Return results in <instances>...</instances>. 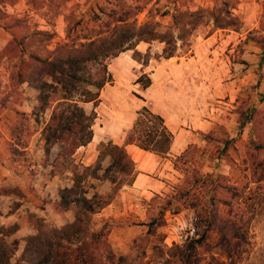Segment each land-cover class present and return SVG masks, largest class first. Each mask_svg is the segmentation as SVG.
<instances>
[{
  "label": "rangeland",
  "instance_id": "obj_1",
  "mask_svg": "<svg viewBox=\"0 0 264 264\" xmlns=\"http://www.w3.org/2000/svg\"><path fill=\"white\" fill-rule=\"evenodd\" d=\"M127 6L132 7V11L134 7H143L130 21L134 20L138 25L157 21L161 23L160 31H165L172 21L171 15L160 16L159 9L163 8L170 9L171 13L175 8L191 11L221 8L223 17L231 15L238 18L237 26L218 28L213 33L210 32L213 22L208 19L191 37L188 52L176 56L172 62L155 57L162 53L164 47V43L158 40L137 46L138 52H130L131 57L141 64L139 68L134 66L136 76L130 71L126 75L119 72L120 67L111 68L116 57L108 59V70L113 81L105 85L108 89L105 91L121 95L125 89L132 87L129 94L136 96L134 89L142 90L140 86L137 88L133 85L142 75L140 69L150 74L152 81L155 79L159 84L177 86L178 90H185V94L193 95L190 108L199 107L200 118L214 122L212 128L205 132L213 133L209 138L202 136L197 154L202 171L213 175L223 174L232 183L248 185L239 201L240 209L235 208L228 215L229 207H220L223 223L211 227L208 245L200 250L203 259L199 264H264V184L249 182V171L245 169L248 163L244 160L252 146L247 143L251 123L240 125L244 116L249 117L256 110H264V0H17L14 5L0 0V40H7L6 44L0 46V226L13 229L14 232L6 238L9 243L18 241L12 260L21 255L25 239L37 233L39 223L45 228H60L72 222L76 212L62 210L59 206L61 190L73 184L72 172L64 170V165L58 159L62 143H54L47 148L42 135L55 104L46 110L40 109V90L28 81L20 82L19 75L27 77L31 71V67L25 64L28 54H21L18 42L10 45L7 52L4 50L11 37L18 35L17 30L16 34L7 26L14 23L15 18H23L39 29L54 33L51 40L45 41V48L50 51L58 45L78 46L79 43L106 35L109 28L115 25V18L121 12H126ZM60 22L62 28L56 30L54 26ZM122 55L124 52L119 54ZM123 57L125 70L131 58ZM146 61L148 64H145ZM37 72L39 75L36 79L40 81L43 71L37 68L34 73ZM118 100L124 102V96ZM82 105L88 113L93 109L91 103ZM144 121L147 125L153 124L148 118ZM68 138L72 141L74 136L68 135ZM215 138L235 139L226 150L228 159L225 155L219 161L212 159V156L224 150V144L213 140ZM97 139L98 136H95L94 141ZM79 149L73 155L76 162L84 159ZM110 162L108 156L103 161V168ZM167 179L170 186L163 197L174 194L185 176L180 172L175 174V178ZM104 184V181L90 180L87 184L90 195L95 189L103 194L109 193L111 189L106 190L108 186ZM202 185L197 194L174 200L164 208L154 235L148 237L146 254L149 264H164L171 247L184 246L185 242L180 236L192 215L199 217L200 231L201 220L209 215L210 210L209 201H205L212 193L208 178ZM117 194L113 195V199ZM149 202H144L147 209ZM161 205L158 203L157 208L160 209ZM104 208L92 215L91 227L108 235L111 248L117 255L135 256L138 250L134 249L133 244L140 235L138 230L129 234L123 232L117 235L118 238L110 237V232L116 223L124 227L141 221L133 217L111 220L103 214ZM174 213H184V217L179 221L175 218L177 215H172ZM228 221L232 222L229 224ZM141 227L143 233L148 229L143 224ZM234 227L244 231L246 240H230V236H221L222 230L231 233Z\"/></svg>",
  "mask_w": 264,
  "mask_h": 264
},
{
  "label": "trees",
  "instance_id": "obj_2",
  "mask_svg": "<svg viewBox=\"0 0 264 264\" xmlns=\"http://www.w3.org/2000/svg\"><path fill=\"white\" fill-rule=\"evenodd\" d=\"M16 2L17 0H2V3L10 5ZM126 8L125 13L121 12L119 17L115 18L113 22L115 25L109 28L106 35L79 43L78 46L58 45L56 49L50 51L45 48V41L51 40L54 33L39 29L37 25H32L23 18H15V22L7 26L16 34L18 31V35L11 37L4 50L7 52L10 45L18 42L21 54H28V60L24 63L31 67V71L27 77L19 75L20 82L28 81L40 90V109L46 110L55 104L50 121L45 125L42 135L47 148L54 143H62V151L58 159L64 165V170L72 172L73 184L61 190L59 206L62 210H74L76 216L72 222L60 228H45L39 223L37 233L25 239L23 252L15 261L12 258L17 251L18 241L9 243L6 239L14 231L12 228L0 226V264H149L146 254L148 237L154 235L155 226H158L164 208L174 200L197 194L208 178L212 193L205 203L209 201L210 210L209 215L201 220L199 236L185 242L184 246L171 247L164 263L199 264L203 259L200 250L208 245L211 227L223 223L220 207H229L228 215L232 214L233 209L234 211L235 208L240 209L239 201L248 185L232 183L228 176L223 174L204 173L197 155L200 147L191 144L173 161L175 167L185 176L177 191L166 197L156 195L151 199L148 221L142 223L148 226V229L134 241L133 247L138 250L135 256L117 255L111 248L108 235L91 227L92 215L106 207L112 201L113 195L134 179L135 162L125 146L132 143L142 149L165 155L170 150L173 139V133L166 126L164 118L144 105L138 111V116L132 129L127 133L124 144L101 141L97 146L98 155L94 163L87 165L76 162L73 158L75 152L80 147L87 146L93 138V125L97 118L95 108L100 103L101 90L108 82L113 81L107 60L128 50L138 52L136 48L141 42L152 43L156 40L164 43V47L162 53L156 54L155 57L170 59L181 56L190 49L191 37L195 31L208 19L213 22L211 33L218 28L237 26L238 23L236 16L223 17L221 8L213 10L199 8L195 11L175 8L172 13L170 9L163 8L159 9L160 16L171 15L172 21L165 31H160L161 23L157 21H147L142 25H138L134 20L130 21V18L143 7H134V11L130 6ZM31 47L34 49L30 50ZM145 64H148V61ZM37 68L43 71L40 81L36 79L39 73H34ZM48 77L51 79L49 80ZM136 83L145 90L153 81L147 73H144L137 78ZM134 94L144 99L139 93ZM88 102L94 104V108L89 113L82 105ZM145 118L153 121V124L147 125ZM246 122L251 123L247 143L252 146L244 160L248 163L245 169L249 171V182L264 184V110H256L249 117L244 116L240 125ZM211 133L213 131L202 133V136L209 138ZM68 135H73L74 139L69 141ZM213 140L223 143L224 150L212 156V159L219 161L224 155L228 159L226 150L235 139ZM108 156L111 162L103 168V161ZM93 179L109 181L112 185L111 191L103 194L95 189L90 195L87 184ZM158 203L162 204L160 209L157 208ZM221 236H230V240L241 239V241L247 238L240 227L239 229L234 227L231 233L222 230Z\"/></svg>",
  "mask_w": 264,
  "mask_h": 264
},
{
  "label": "crops",
  "instance_id": "obj_3",
  "mask_svg": "<svg viewBox=\"0 0 264 264\" xmlns=\"http://www.w3.org/2000/svg\"><path fill=\"white\" fill-rule=\"evenodd\" d=\"M54 27L56 30H60L62 23L60 22ZM6 42L7 40H0V44H2L0 46H3ZM141 44H145V42H141L138 46ZM130 52L132 50H128L124 52V55L116 57L111 64V68L113 66L116 69L120 67L118 69L119 72L122 71L126 75L130 71L132 75L136 76L134 66L139 68L141 64L131 57ZM123 56L131 58V61H129L131 63H127L128 68L125 70L122 64ZM175 58L172 57L167 60L168 62H172ZM143 72L146 71L139 69L140 74H144ZM148 75L150 76V74ZM135 81L133 85L139 88L140 84ZM157 83L153 79V83L147 89H134L144 99L130 95L129 91L132 92V87L131 89H125L121 95H118L112 91H109L110 93L108 94L105 91L107 89L105 86L106 88L104 87L101 90L100 103L95 108L97 118L93 125V138L87 146H82V149H79L84 154L82 162L88 165L96 160L98 155L97 146L101 141H112L119 145L124 144L125 137L132 129L138 116V111L144 105L148 106L154 113L160 114L164 118L168 129L173 133L170 150L165 155L142 149L132 143L125 146L135 162L136 171L132 182L124 185L116 197L104 208L103 214L106 217H110L111 220H127L133 217L138 218L142 223L147 222L148 209L145 208L144 202L151 201L156 195L163 197L164 192H167L170 186V183H168L170 181L167 177L175 178V174L181 172L175 167L174 158L184 152L191 144L200 146L203 141L202 133L209 131L212 128L211 124L214 123L212 120L200 118L201 111L199 107L193 106L190 108L189 102L193 98V95L185 94V90L180 91L177 86L167 83ZM122 96H124V102L121 103L118 98ZM90 103L92 104V108H94L92 102L86 104L89 105ZM95 136H98L97 141H94ZM104 182V185L108 186L106 190H110L111 183L109 181ZM172 215H177L175 218L179 221L184 217V213H174ZM141 222L124 227H119L116 223L110 232V237L118 238V234L123 232L124 234H129L133 230H138V235L142 234ZM143 226L146 225L143 224Z\"/></svg>",
  "mask_w": 264,
  "mask_h": 264
},
{
  "label": "built area",
  "instance_id": "obj_4",
  "mask_svg": "<svg viewBox=\"0 0 264 264\" xmlns=\"http://www.w3.org/2000/svg\"><path fill=\"white\" fill-rule=\"evenodd\" d=\"M199 217L197 215H192L190 223L186 226L181 233L182 242H187L197 238L199 236Z\"/></svg>",
  "mask_w": 264,
  "mask_h": 264
}]
</instances>
